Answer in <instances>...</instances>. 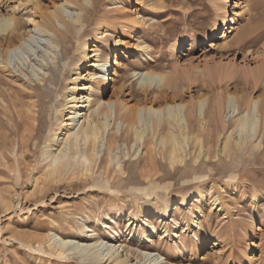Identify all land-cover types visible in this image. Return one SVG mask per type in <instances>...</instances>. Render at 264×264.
Segmentation results:
<instances>
[{
	"label": "rangeland",
	"instance_id": "rangeland-1",
	"mask_svg": "<svg viewBox=\"0 0 264 264\" xmlns=\"http://www.w3.org/2000/svg\"><path fill=\"white\" fill-rule=\"evenodd\" d=\"M51 1L0 0V15L15 14L21 23L19 33L0 37L4 42L0 46V94L4 92L7 98H12L11 93L17 99L27 100V87L23 84L39 82L40 75L34 76L31 65L32 84L18 69L16 62L24 66L26 52L8 59L13 70L10 72L6 67V49L11 38L15 41L27 33L24 31L29 27L28 17L37 15L44 24ZM96 1L80 3L93 9ZM100 4L99 11L85 14L80 28L89 29L85 39L89 56L93 49H98L102 63H109L105 65L107 85L101 97L116 96L134 106L146 89L153 93L147 98L159 96L160 88L144 86L140 73L153 70L170 75L172 87L163 88L169 99L177 95V102L183 97L189 104L185 110L187 118L175 127L176 133L180 127H186L187 136L180 149L184 159L172 164L170 144L164 148L157 143L161 130L156 124L164 122L163 116L156 119L142 111L139 118L143 120L145 141L151 145L156 159L153 166H145L149 157L145 146L141 143L137 151V142L133 137L127 140L126 124L117 117L111 121L110 131L107 129L103 135V146H99L92 172L87 174L79 167L74 178L63 175L53 179L47 175L49 159L45 154L52 127L44 128L29 151L18 154L19 162H13L20 174L0 175V264H98L97 259L83 257L68 248L60 254V247L52 238L56 233L85 242L96 241L94 235L89 236L93 232H83L84 225L100 231L105 242L122 243L120 251L125 247L136 254L148 247L139 245L137 240L145 241L146 236L166 226L171 239H155L151 245L155 249L166 246L176 264H264V119L263 127L257 128L254 138L243 149L233 145L224 149L226 136L232 131L236 133L238 118L248 112L250 98L264 91V0H103ZM68 7L63 13L65 18L81 12L79 6ZM146 17L149 19L145 21ZM222 17L224 23L220 24ZM234 17L240 28L232 31ZM105 29H110L106 37L102 33ZM226 29L229 38L223 40ZM245 30L248 35L237 49L233 41ZM54 33L50 36L56 42ZM44 39L38 36L28 46L35 54L33 57L45 50L41 43ZM55 49L60 57L62 46L56 44ZM75 53L78 55V51ZM89 65L82 64L78 84L88 80L85 72ZM28 66L29 60L25 71ZM77 73H71L68 83L74 82ZM98 88L95 85V97ZM228 92L240 96L239 114L237 110L228 114L227 108L219 111L218 102L224 101ZM202 94L210 98L203 111L196 110L189 116L191 100L196 102ZM5 104L0 101V120L9 131L14 120L4 113ZM110 111L113 115V103ZM59 121L53 119L57 132L62 129ZM200 124L202 141L206 142L201 153V146L194 140ZM112 134L118 136V143L108 154L107 142ZM253 140L260 142V147L254 149ZM184 199L185 209L194 214L178 213ZM212 200L217 202L213 207ZM167 205L170 208L164 211ZM141 212L151 216L149 227L140 221ZM185 214L189 219L187 228H181L176 236V222L183 221ZM131 215L139 217L138 228L128 230ZM167 219L170 224L165 225ZM103 224L111 228L104 229ZM142 227L146 231L139 233Z\"/></svg>",
	"mask_w": 264,
	"mask_h": 264
},
{
	"label": "bare ground",
	"instance_id": "bare-ground-1",
	"mask_svg": "<svg viewBox=\"0 0 264 264\" xmlns=\"http://www.w3.org/2000/svg\"><path fill=\"white\" fill-rule=\"evenodd\" d=\"M80 1L81 0H52L49 13H46L44 24L40 22V19L37 18L39 16L37 15L28 17L29 27L24 31V33H27H22L21 38L17 40L15 39L16 35H13L14 37H12L15 41L11 38L8 42L6 49V67H9L7 63L9 58H17L19 55L26 52L28 53L26 62L28 63L29 60V66L25 71L24 66H26L27 63L24 62V66H21V63L16 62L19 71L28 78L31 84L34 81L32 78L33 73L34 76L39 74L40 78L39 82L35 85H30L27 81L26 84H23V86L26 85L27 87L25 91V99L28 98L27 100L21 98L17 99L13 97L11 93L10 95L12 98L9 97L10 99L7 98L4 92L0 94L1 103H6V106L2 108L4 113H8L11 119L13 118L12 120H14L13 124L10 123L11 120H8L12 125V129L9 131L2 127V120H0V138L2 140L0 142V175H10L11 173L12 175H19L20 170L16 165L19 162L17 158L18 154L22 155L29 151L34 141L36 142L39 140V136L43 129H48L50 127H52V130L48 138V150L47 153L45 152L46 159H49L47 164V175L49 178L57 179L63 175H73L74 178L79 174V167H82L85 173L88 174V172L90 173L94 170L93 168L97 164L99 146H103L104 133L107 129L108 132L110 131V123L112 120L115 121L117 117L126 124L127 140L129 137H133L137 142V151H139L141 143L145 146L146 152L149 155L145 166H148L150 163L153 166L156 159L152 154L151 145L145 141L143 120L139 118L141 117L142 111L145 112V115H151L156 119L163 116L164 122L162 123V120L160 123L156 124V127H159L161 130V136L157 143L164 148H168L167 144H170L168 148L169 160L172 164L182 162L184 159L183 156H181L180 149L184 146V140L187 136L184 131L186 127H180L179 133H176L175 127L181 120L185 119V117L187 118L185 110L189 104L183 97L177 102V95H175L172 100L169 99L168 93L165 91L166 88H163L166 86L172 87V81L170 79L172 77L170 75L165 72H154L153 70L147 73H140L141 77H143L142 81L144 86L148 87L155 85L160 88L158 91L159 96L154 99L147 98V95L152 93V91L150 92L146 89L143 93V97L137 99L134 106H129L127 103L120 101L116 96H112L109 99L101 97L105 93V86L107 85V68L105 65L109 63L106 61L104 64L102 63L103 60L101 59V54L98 49H93V55L89 56L87 52L88 44L87 40H85L89 29L84 27L80 28V25L82 22H85V14L99 11V8H101L100 3L103 0L96 1L93 9H89L84 4L80 3ZM68 4L79 6L81 12L76 13L77 15L73 16V18H65L63 13L69 9ZM148 19V17H146V19L144 18L145 21ZM219 23H224V17L220 19ZM232 23L234 24L231 29L232 31L240 28L238 21H236V17H234ZM60 25L63 27V30ZM20 28L21 23L17 20L15 14L10 15L8 13H2L0 15V37L6 38L9 34L11 35L15 32L19 33ZM216 31L217 26L214 28L213 33H216ZM226 31L227 29L225 30L223 40L229 38V32L227 31L226 33ZM51 32H55L56 42L51 39ZM109 32L110 29H105L102 33L106 37L109 35ZM247 32L248 31L245 30L238 33L235 41H233L236 46L238 45V47H236L237 49H240L243 45L244 38L248 35ZM38 36L47 39H44L45 41L41 40L45 50L39 51L38 54L33 57L35 54L31 53V49H29L28 46L35 42ZM3 43L4 42L0 40V46H2ZM56 44L62 46V55L60 57H58L55 52ZM33 50L38 51L36 47H33ZM75 51H78V55H76ZM29 54L31 55L29 56ZM0 56H2L1 52ZM92 57L94 59L90 61L87 60ZM86 62L90 63L85 72L88 80L78 84L79 77L81 76V66ZM30 65L33 73L29 70ZM42 69L44 72L41 73ZM0 71H3L2 67ZM9 71L13 73L10 67ZM73 71H78L77 77L72 79L74 82L68 83V80L72 78L71 73ZM71 85L73 86L70 87ZM95 85L99 87L98 91H96L97 97L94 96ZM19 93L17 92V95H19ZM138 94L141 95L140 93ZM208 99H210L208 95L202 94L197 98L196 102L191 100L192 105L191 109L188 111V115L191 116L196 110L203 111L204 103H207ZM239 99L240 96L238 94L228 92L224 101L218 102L219 111L227 108L229 110L228 114L235 110H237L239 114ZM112 103L114 104L113 115L110 114V106ZM249 103L250 107L248 112L242 114L237 120L236 133L234 134L232 131L226 136L224 149L232 145L235 146L236 149H243V147L248 144L249 140L251 141L254 138L255 133H257V128L260 127L261 129L263 127L261 121L264 119V91L256 97H251ZM257 115L260 116V122L259 119H257ZM54 118H57L58 121L60 120L59 122L62 123L63 127L61 126V131H55L54 125L56 126L57 124H54V122H56H53ZM156 127L153 128V131ZM202 127L203 125L200 124V130H198L197 134L194 136V140L201 146L200 153L205 146L204 143H206L202 141ZM10 136L13 138H10ZM61 136L62 138H60ZM16 137H19L18 139L20 140L18 145L15 139ZM254 142V149L260 147V142ZM117 143L118 136L112 134L107 142L108 154L111 153ZM13 162L16 164H13ZM185 201L186 199L180 202L178 213L188 211L189 215L194 214V212L185 209ZM216 203V201L212 200L210 205L213 207ZM169 208V205H167L164 211H168ZM139 217H141L140 221L145 227L151 225L149 222L151 216L147 213L141 212ZM139 217L136 215L130 216L128 230L133 226H136V229L138 228L137 221ZM168 219L165 225L170 224ZM182 220L183 221L178 223L176 222L177 230L174 231L176 232V236L180 229L182 228L184 230L189 223L186 214L182 216ZM103 225L104 229L111 228L110 225ZM84 227L86 230H83V232H93L89 236L92 237V235H94L96 241L85 242L82 239L77 240L63 237L56 233L52 235V238H55L56 244L60 247L58 249L60 254L64 252V248H68L71 251H77V253L83 257H87L91 260L97 259L98 264H106V262H108V264H176L174 261L175 257L171 256L166 246L155 249L151 245L155 239H158L159 242L171 239V232L166 226L162 231H153L150 236H146L145 241L137 240L141 243H138L139 245L148 246L145 249L143 248L145 252L142 254H136L134 250L126 249L125 247L120 251L122 243L117 245L109 240L105 242V238L100 234V231L97 232L95 229H90L88 225H84ZM145 231V228L142 227L139 233H144ZM89 236L87 235V237ZM216 244H218L217 240H215V245ZM133 260L136 262L133 263Z\"/></svg>",
	"mask_w": 264,
	"mask_h": 264
}]
</instances>
